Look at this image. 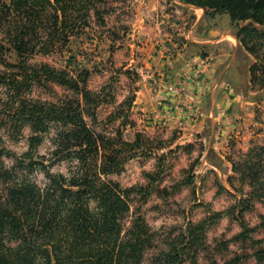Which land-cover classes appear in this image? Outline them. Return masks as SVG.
Here are the masks:
<instances>
[{
	"label": "rangeland",
	"instance_id": "obj_1",
	"mask_svg": "<svg viewBox=\"0 0 264 264\" xmlns=\"http://www.w3.org/2000/svg\"><path fill=\"white\" fill-rule=\"evenodd\" d=\"M94 1L87 18L77 22L81 26L73 27L64 37L65 43L31 62L65 70L67 79H78L101 95L97 104L84 105L85 119L97 132L114 135L118 131L130 142L142 135L135 156L110 179L137 188L133 209L158 231L160 247L168 235L176 236L188 226L205 222L203 241L209 247L202 250L200 264L208 257L223 262L237 255L243 256L241 263L253 264L258 248L254 241L264 239V227H258L264 217V90L260 84L250 83L249 65L254 60L237 41L236 23L223 14L216 25L229 55L225 65L232 61L237 70L234 78L228 77L227 88L219 89L216 118H209L195 131L171 129L149 123L151 120L133 110L131 103L137 80L147 74L156 78L143 58L142 39L134 38L142 30L138 16L147 0ZM156 20L149 35L167 32L174 39H187L179 36V30L170 31ZM7 39V30H0V162L11 167L16 157L30 154L44 159L51 173L67 174L74 163L52 157L57 130H45L46 126L35 130L33 122L15 126L21 110L20 103L13 102L11 90L16 71L13 64L20 59L3 49ZM83 69L91 71L86 82L79 77ZM65 97L77 99L80 95L55 80L33 83L26 93L29 101L44 103H60ZM252 169L256 175L252 176ZM36 177L42 183L45 173ZM242 221L254 229L246 240L238 237L244 231ZM155 251L148 252L147 263Z\"/></svg>",
	"mask_w": 264,
	"mask_h": 264
},
{
	"label": "trees",
	"instance_id": "obj_2",
	"mask_svg": "<svg viewBox=\"0 0 264 264\" xmlns=\"http://www.w3.org/2000/svg\"><path fill=\"white\" fill-rule=\"evenodd\" d=\"M180 1L204 9L207 15H230L240 47L254 60L250 83L260 84L264 90V0ZM94 2L0 0V30L6 29L8 34V45L2 44L3 49L20 59L13 64L16 71L11 90L13 102H19L21 110L15 126L33 122L35 130L42 126L57 130L52 157L74 163L63 174L51 173L44 159L30 154L16 157L11 167L0 162V264H200L202 250L209 247L203 241L205 222L188 226L176 236L168 235L160 247L158 231L133 209L137 188L123 187L110 179L135 156L142 135L130 142L118 131L114 135L97 132L85 119L84 105L97 104L101 95L78 79H67L65 70L31 62L65 43L64 37L73 27L81 26L77 22L87 18ZM90 75L91 71L83 69L79 77L86 82ZM49 80L75 90L80 97H65L60 103L26 98L33 83ZM41 171L45 173L42 183L36 177ZM251 171L252 176L257 174ZM242 222L244 231L238 237L246 240L254 229ZM258 227H264V217ZM254 243L258 248L253 264H264V239ZM152 249L157 251L147 263ZM242 258L237 255L220 262L208 257L205 264H243Z\"/></svg>",
	"mask_w": 264,
	"mask_h": 264
},
{
	"label": "crops",
	"instance_id": "obj_3",
	"mask_svg": "<svg viewBox=\"0 0 264 264\" xmlns=\"http://www.w3.org/2000/svg\"><path fill=\"white\" fill-rule=\"evenodd\" d=\"M169 2L147 0L138 16L142 30L134 38L142 39L143 58L156 78L141 73L144 77L136 82L133 110L143 112L149 123L195 131L209 118H216L219 89L237 73L232 61L225 65L229 55L225 39L216 29L227 13L207 15L204 9L180 0ZM154 18L170 31L179 30V36L187 39H174L167 32L149 35Z\"/></svg>",
	"mask_w": 264,
	"mask_h": 264
}]
</instances>
